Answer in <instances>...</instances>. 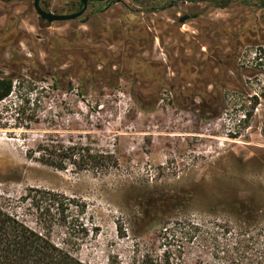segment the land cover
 <instances>
[{"label":"rangeland","instance_id":"1","mask_svg":"<svg viewBox=\"0 0 264 264\" xmlns=\"http://www.w3.org/2000/svg\"><path fill=\"white\" fill-rule=\"evenodd\" d=\"M166 1L91 0L49 24L33 0H0V73L21 77L0 111L26 93L38 106L32 122L31 105L0 116V205L42 231L39 192L68 199L48 233L85 264H264V114L240 129L232 105L236 86H264V6ZM57 143L111 160L61 171L28 156Z\"/></svg>","mask_w":264,"mask_h":264},{"label":"trees","instance_id":"2","mask_svg":"<svg viewBox=\"0 0 264 264\" xmlns=\"http://www.w3.org/2000/svg\"><path fill=\"white\" fill-rule=\"evenodd\" d=\"M236 1H239L244 6L259 8L264 6V0H259L258 5L251 3L250 0H167L164 4L159 5L158 10L163 11L175 7L180 2H209L214 8L226 9ZM79 3L80 1L78 0L72 1L73 7L76 10ZM20 79L21 77H19V75H5L0 73V103L4 102L16 91H19L17 88L20 86ZM235 89L237 93L240 94V97L232 100V105L235 108L234 111L238 116L237 127L246 129L255 118L256 111L261 110L264 114V86L260 88L261 91L259 93L253 95L250 99H245L248 90L244 88L243 84H240L239 87L236 86ZM34 90L35 89H31L29 92H33ZM28 96L27 93L17 96L19 97L18 102L13 105H7L0 111V116H2L3 113L11 111L12 114L14 113L15 115L14 120H18L28 112L27 107L31 105L32 108H29V114H31L32 117L28 120H30V122L34 121L36 118L35 111L38 106L35 100L30 102ZM207 97L209 99H204L202 105L207 113L215 114L214 110H216L218 106L225 107L227 105L224 93L218 92L216 94L215 91L212 90L207 94ZM134 102L140 111L150 112L153 110L154 106L151 101L136 97L134 98ZM262 132L264 135V123ZM41 152H48V154L44 155ZM81 152H84V154H81ZM35 154H38V156L33 157ZM28 156L36 158V161L42 165L61 171L66 170L68 164L84 168L87 164L103 166L107 161L111 160V157L108 156L90 155L88 148H82L75 143H72L71 146H64L61 143L55 145H39L34 152L29 151ZM39 193L48 202L46 208H42L41 206L37 207V210L41 211L40 215L43 217L39 221L40 224L43 220L41 225L42 231L29 227L23 220L0 205V264H85L76 258L74 254L68 250V247L55 243L48 233V229L52 226L51 220H53V216H57V221L65 224L64 222L67 220L65 212L69 208L70 201L53 192L40 191ZM166 263L168 262L166 261Z\"/></svg>","mask_w":264,"mask_h":264},{"label":"water","instance_id":"3","mask_svg":"<svg viewBox=\"0 0 264 264\" xmlns=\"http://www.w3.org/2000/svg\"><path fill=\"white\" fill-rule=\"evenodd\" d=\"M89 0H81V9L75 13L72 14H57V13H52L49 11H45L42 9L40 6V0H33V7L37 15L42 21H46L49 24L53 22H65V21H72L77 18H79L86 10L87 8V2ZM97 2H103L105 0H94ZM187 20V17H183L179 19V22L182 24L184 21Z\"/></svg>","mask_w":264,"mask_h":264},{"label":"flooded vegetation","instance_id":"4","mask_svg":"<svg viewBox=\"0 0 264 264\" xmlns=\"http://www.w3.org/2000/svg\"><path fill=\"white\" fill-rule=\"evenodd\" d=\"M41 1H42V0H40V6L42 7L43 10L47 11L46 8L43 7V4L41 3ZM90 1H91V0H89V1L87 2V6H88V3H89ZM105 1H107V0H105ZM80 2H81V0H80ZM180 3H182V2H180ZM185 3H188V2H185ZM178 4H179V3H178ZM194 4H195V3H194ZM81 7H82V6H81V3H79V6H78L76 12L79 11V10L81 9ZM175 7H176V6H175ZM86 9H87V8H86ZM163 11H164V10H163ZM74 13H75V12H74ZM71 14H72V13H71ZM187 20H188V17H187ZM187 20H185V21H187ZM185 21H184V22H185Z\"/></svg>","mask_w":264,"mask_h":264},{"label":"crops","instance_id":"5","mask_svg":"<svg viewBox=\"0 0 264 264\" xmlns=\"http://www.w3.org/2000/svg\"><path fill=\"white\" fill-rule=\"evenodd\" d=\"M189 4H194V3H189ZM195 4H198V3H195ZM190 19H194V16L191 17ZM184 23H185V22H184ZM181 25H183V23H182ZM184 25H185V24H184Z\"/></svg>","mask_w":264,"mask_h":264}]
</instances>
